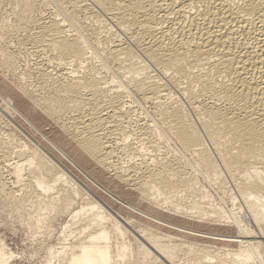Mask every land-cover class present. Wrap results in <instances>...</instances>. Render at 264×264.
I'll return each instance as SVG.
<instances>
[{
    "label": "bare ground",
    "instance_id": "obj_1",
    "mask_svg": "<svg viewBox=\"0 0 264 264\" xmlns=\"http://www.w3.org/2000/svg\"><path fill=\"white\" fill-rule=\"evenodd\" d=\"M44 1L54 9L48 17L37 9V0H0V12L2 5L10 4L16 18V22L0 21V68L18 76L10 81L15 88L5 92L15 90L27 107L31 101V107L44 109L46 118L61 129L53 135L58 144L48 139L55 154L116 199H130L137 207L131 212L144 227L143 243L133 260L125 238L128 226L117 212L118 217L90 196L71 177L75 174L66 173L70 168L63 167L65 172L50 158L54 154L49 157L31 140L15 142V133L1 132L0 164L9 167L13 185L8 189L1 165L0 203L22 209L23 214L25 210V221L35 225L36 233L52 213H68L69 221L78 224L70 243L64 228L60 247L50 249L48 264L54 260L56 264H180L172 258L177 252L185 254L181 264H258L264 249V0ZM14 40L18 51L11 50ZM23 42L47 65L46 70L39 68L43 72L39 71L38 89L29 87V75L22 68ZM146 60L169 78L171 87L161 75L150 73ZM110 81L117 83L118 90H112ZM127 96L140 107L154 101L155 112L146 116L156 124L140 123L139 114L133 117L136 111L126 108ZM0 98L34 127L30 114H23L15 101L12 104L1 92ZM149 132L167 136L179 151H189L190 158L185 157L189 165L209 184L225 189L226 171L261 236H252L240 219L226 215L227 210L210 198V191L199 185L196 174L188 175L179 165L175 150L162 159L153 156L160 145L142 141ZM136 135L142 144L134 147L130 140ZM64 146H69L70 154ZM136 156L141 158L131 163ZM109 188H117L120 195ZM179 193L200 197L192 207L203 202L207 222L217 227L222 222L234 224L238 235L194 229L206 222L201 214L189 213L179 224L165 220L169 205H183ZM79 197L85 201L79 199L76 206ZM9 257L0 246V264Z\"/></svg>",
    "mask_w": 264,
    "mask_h": 264
},
{
    "label": "rangeland",
    "instance_id": "obj_2",
    "mask_svg": "<svg viewBox=\"0 0 264 264\" xmlns=\"http://www.w3.org/2000/svg\"><path fill=\"white\" fill-rule=\"evenodd\" d=\"M87 1L91 2V0H87ZM38 2H39V4L40 3L41 4L38 5ZM52 2H53V0H52ZM6 4H4V6L2 5V7H1L0 21H3V20L8 19V20H10L12 22H16L15 15L12 13L13 12L12 6L10 4H7V5ZM46 4L48 6H46ZM46 4H45V1L44 0H41V1H38L37 0L36 6H37V9L40 8L42 11L44 10L43 11L44 16L48 17V16L52 15V12H54V9L47 2H46ZM42 6H44V7H42ZM107 23H108V25L109 24L111 25V23H109V22H107ZM113 31H116L115 30V27L113 28ZM10 38L13 39V37H9V39ZM122 39H123L124 42H129L128 39H127V37H123L122 36ZM16 43H17V41H15V43H14L15 45L12 44L11 50H13V49H14V51H18L19 50L18 49L19 48L18 47L19 44L18 43L16 44ZM130 44L132 45V47H133V49H134V51L136 52L137 55H142V53L140 52L141 50L138 49V47L134 46L133 43H131V42H130ZM22 46H23V49L26 47L25 49L27 50V51L26 50L25 51L23 50L22 52H20V54H22V55H20L21 56V59L23 60L22 61V64H23L22 65V68L23 69L25 68L23 71L26 72V73H28V75H29V76L27 75L29 77V84H30L29 87L32 88V89L33 88L34 89H38L37 88L39 86L38 84H40V82H41V78H40L41 75L39 74V71L40 72H43L41 70H46L47 69V67H46L47 65H46V63L41 62L42 61V57H38V55H36V56L35 55H32V53L30 52L31 51V49H30L31 46L28 43L27 44L24 43V45H22ZM30 55H31V57H30ZM25 58H27V59H25ZM142 58H143V55H142ZM25 60H27V62ZM37 63H38V65H37ZM146 63L150 67L148 69L149 71H151L150 73L152 75H154V76H157L158 75V77H160L161 73H160L159 69L157 67H154L147 60H146ZM39 64H40V67H39ZM42 65H43V67H42ZM34 67H35V69L37 71L36 70L34 71ZM1 69L2 68H0V92L3 93L6 96V98H8L10 101H12V104H15V102H16L17 105L15 104V106L19 110L21 108L20 111L23 114H25L26 116L28 114H30V116L28 115L27 117L30 118L29 119L30 121L32 120L31 121L32 123L34 121V123H33L34 124V127L31 126V124L29 122L25 121L26 120L25 118H21L22 116L20 114L18 115L15 112V109H14V111H12L13 108L10 109L6 105V103L0 98V107H1L0 108V111L2 113V115H1L2 117L0 116V130H1L0 133L1 132H2L1 134H3V133L6 134V132L8 134L9 133L10 134H12V133L14 134L15 133L17 135L16 136L14 134L16 136L15 142H18L21 139H23V140H27L28 139L27 142L29 140H31V141H29L30 144L35 145V146L37 145L36 147H38L39 149H41L49 157L50 156H53V154H54V156L56 155L57 156V157L55 156L56 158L54 156H53V158L52 157H50V158L53 159V161L58 162L59 164H57V165L59 167H61V169H63V167H64V169L66 167L67 168H70V169H67L66 168L67 170L65 169L67 172L64 169L63 170L66 173H68L69 176H71V174H73V175L75 174L76 177L75 176H71V177L73 179H75L74 180L75 182H77V183L80 182L79 185L83 189L87 190L86 192H88L90 194V196H92L93 198L97 199V201H99V199H100L99 202L100 203L102 202L101 204L104 203L103 205H105L106 208H108L116 216H117V214L120 215L119 216L120 217L119 218L120 220L122 218L125 219V220H123V219L121 220L122 223L125 221L123 223V225H127L128 226V228L126 230L125 238H126V241H127L128 245H129L130 250H132V252H133L131 259L135 260V258H136V249H138L142 245V243H143V237H144V227H143V225H141V222L139 220H137V217L133 216L134 215V212H131L134 209H135L134 211H136V209H137V207L135 206L136 204L131 203L132 201L130 199H126V198H124V199L122 198L126 202L123 201L121 198L120 199L119 198L116 199L117 196L113 195L112 193L106 192V191L100 189L99 187L93 185V183L89 180V178L87 176H85L81 172L79 173V171L75 167H73L65 158H64L65 159L64 160L63 157L60 154H58V152H56V154H55V150L56 149L48 142V139L54 140L53 142H55V143L58 144V141L56 139V136H53V135H56L58 133H61L60 127L57 124H55L54 121L52 122L49 118H46L47 115H46L45 111H43L44 109L41 108L42 109L41 110L40 107H37V106H35V107L32 106L31 107V105H32L31 104L32 103L31 101H30V104L28 105L29 107H27L24 103H21L20 101L22 100V98L19 95L16 94L15 90H12L14 92H10V94L9 93H6L5 92V89L15 88L11 84V82H13L15 79H17L18 76L16 77L13 74L11 75L10 72L4 70V68L2 70ZM31 73H32V75H30ZM104 74H105V76H107V73H103V75ZM4 76H5V78H4ZM160 78L163 79V81H164L163 83H165L168 87H171V84L169 86V83L170 82H169V78L168 77H166V76L165 77H162V75H161ZM8 80H9V82H8ZM109 83H111V84H109V86L113 87L112 88L113 91L114 90L116 91V89L118 90V88H116L117 83H115L116 85L114 84V82H111V81ZM125 99H126V97H125ZM129 99H131L132 101L129 100ZM126 102H127L126 108H129L128 106H131L132 107V110L134 109L132 112H135L136 111L135 112L136 114L135 113H132V115L135 118H137L139 116L138 118L140 120V123H142V124H145L146 123L147 125L152 124L151 126H153L154 123L156 124V122L154 120H152V117H150V115L152 113H154L155 110H156L155 109V102L154 101H151V102L150 101H147V102L144 103V105H142V107H140L141 105H139L138 103L135 104L134 99H132L131 97H128L127 96ZM131 102H132V104H131ZM133 103H134V107L135 108L133 107ZM23 105H25V107ZM38 108H39V110H38ZM2 109H3L4 112L2 111ZM145 110H147V111H145ZM26 111H27V113H25ZM41 111H43V112H41ZM5 112H7V114ZM12 112H14L15 114L12 113ZM149 113H150V115L149 116H146ZM31 116H33V118ZM37 117L40 118L39 120L42 119V122L39 121ZM42 117H44L46 119H44ZM140 117H141V119H140ZM156 119L158 120V116L156 117ZM43 120H45V121H43ZM36 121H37V123H36ZM15 122H16V124H15ZM20 122H22V123H20ZM158 122H159V120H158ZM37 124L38 125L41 124L42 125V126L40 125L41 128L44 126L43 128H45V129H43V128L40 129V126H38ZM48 124H49V126H48ZM50 124H51V126L54 124L52 126V127H54L53 128L54 131L53 130L48 131L49 129H52V127L50 126ZM24 126H26V127H24ZM46 127H47V130H46ZM25 128L28 129V130H26ZM29 128H31V129H29ZM33 128H37L38 130H35ZM31 131H32V133H31ZM45 131H48V132L46 133ZM28 132H29V134H28ZM39 132H42V133L40 134ZM52 132H53V134H51ZM22 133H23V135H22ZM42 134H44V135H42ZM31 135L33 136L34 139L31 137ZM45 135H47V136H45ZM136 136L137 137L132 136L133 139L130 140V142L133 143V146L134 147H137L140 144H142L141 143L142 141L144 143L146 141H149V140H151L152 143L159 142V145L161 147V151L159 150L160 147H159V149L156 147V151L157 152H155L156 154H153V156L158 157L159 159H162L163 156L165 157L166 154L168 155L169 152L171 154H172V152L174 153V150H175L176 151V154L178 153L177 156H178V158H180V161H181L179 165L182 164L181 166L184 167V169L188 173V175L192 176V174L193 175L196 174V177L198 178V181H199V185L203 186L206 191H208V190L210 191L209 192L210 198H212L220 206V208H222L223 211L227 210V212H226L227 214L226 215H232V216L235 215V217H237L238 220L240 219L239 221H241L242 225H244V226L246 225L247 227H249L252 230V236H255V237L256 236H258V237L261 236L260 230H258L259 227H257V225H255L256 223L254 222V220H252V217H251L250 213L248 212L245 204L242 203L243 201H240L241 199H240L239 195L236 194V191L234 192V188H233V185H232V180H230L231 178H229L230 176H229V174L226 171H224V173H223V175H224L223 178L226 177L225 178V183H226L225 186H226V188L225 189H222L221 187H218L217 185L209 184V182L204 179L203 173L198 172L196 169H194L193 166H191V164L189 165V162L186 159L187 158H190L191 153L189 151L188 152L187 151H185V152L179 151L180 150V147H178V145L174 141H172L171 139L166 138L167 136H165V137H158V136H156L155 137V134H153L152 132H149V136H150L149 138L150 139L148 138L147 140H142L139 135H136ZM25 137H28V138H25ZM18 138H19V140H18ZM45 138H47V139H45ZM159 138H160V141H159ZM163 138H165L164 139L165 141L163 140ZM35 140H37V141H35ZM38 143H40V145ZM162 143H163V145H161ZM43 144H44V146H43ZM46 144H48V145H46ZM64 147L65 148H63V147L62 148H63V150H65V152L67 151V149L69 150V148H68L69 146L68 147L64 146ZM51 149H53L54 152ZM169 149H171V151ZM164 150H166V151H164ZM0 153H1L0 154V157L3 158L2 151H0ZM67 153L70 154L69 151H67ZM161 153H162V155L160 156ZM117 155L119 156V152H116L115 156H117ZM115 156L113 157V159L116 158ZM149 157H152V156L149 155ZM185 157H187V158H185ZM54 158H55V160H54ZM134 158H136V159H134ZM134 158H133V161L131 163H135V162L139 161V159L141 157L140 156L139 157L136 156ZM181 158H182V160H181ZM57 159L60 160V161H58ZM116 160H117V158H116ZM61 161H62V163L60 164ZM8 162L13 163L12 161H8ZM8 162H7V165H8ZM11 163H9V166H10ZM4 164H6V163H4ZM4 164L1 163L0 166L2 165L1 167H2V170H3V174H4L3 176H4V179H5L6 183H7L8 189L9 188L11 189L12 188V185H13V181H11V178H9V176H10L9 175L10 172L8 170L9 167L8 166H6L7 168L6 167H3ZM63 164H65V165H63ZM69 166H71L72 168L69 167ZM194 171H197L198 173L197 172H194ZM79 174L82 175V176H80ZM83 175H84V178H83ZM106 176L108 177V176H110V174H107ZM80 177L82 179H80ZM110 177H112V176H110ZM82 182H83V184H82ZM114 189H115V191H114ZM109 190L111 192H113L114 194L116 193V195H120V194H118L119 192H117L118 191L117 188H111V189L109 188ZM232 193L236 196L235 199L233 198L234 195ZM179 196L183 197V201H182L183 202V205L182 206L176 205V206H172V207H170V205H169L168 208H169L170 212L168 214L166 213V217L164 218L165 220H168V221L172 222L173 224H179L180 220L183 217L187 216V214H189V213L193 214L194 216L201 214V215H204L202 217V220L203 221H206L205 223L208 226H206V224L204 222H201L202 227L200 225H197V227L196 226H193L194 229H197V230H200L201 229L200 231H203V232L206 231L208 233H213L215 231L214 233L222 234L223 236L224 235H228L229 233H230L229 234L230 236L231 235L232 236L233 235H238L237 234L238 233L237 227L234 224H231L229 222H225V223L222 222L217 227V224H215V223H211L210 224L209 222H207V218H208L209 215L204 210L205 204L203 202H198L197 205H195L194 207H192L193 201L195 199H197V198H200V197H194L193 195H182L181 193H179ZM78 200L79 201H82V202L85 201V200H83L82 198L79 197L77 199V202L78 203L76 204V206H79V204H81V203H79ZM202 200H204V199H201V201ZM166 205L167 204H163V206H166ZM244 206H245V208H244ZM131 207H135V208H132L130 210ZM236 207L237 208L239 207V208L237 209ZM28 208L29 207H27V209ZM233 208H236V209H233ZM231 211H233V212H231ZM235 211H236L237 214H234ZM44 212H46V211H44ZM116 212H117V214H116ZM25 214H26L25 210H24V214H23V210L22 209H18L16 207H12V208L11 207H5V206H3L0 203V246L3 247L8 252V257L10 256L9 257V261L6 264H48V260L50 259V249L52 247H53V249L54 248H57L58 249L60 247V241H62L60 236L63 235L62 234V231L64 230V228L66 226H67V228L65 229V234L67 235L68 241H69V243L71 241H73V235H71V231H75L76 228L78 227V224H76L74 221H69L70 216L68 215V213H52L51 217L44 223L43 228L38 233H36L35 225H30V224H28L25 221L26 220V218L24 217ZM224 226H226V227H224ZM43 232H45V233H43ZM187 240L188 241L190 240V242L191 241H194L195 242V240L193 238H190V239L187 238ZM197 241H199L201 243H205V244L210 243V242H207L206 240H203V241L197 240ZM260 257H261L260 258L261 260L258 261V264H264V249H262V253H261V256ZM172 258H173L174 261H176V262L178 261L181 264L184 261V259H185V254H184V252L173 253L172 254ZM55 261L56 260L53 261L54 264H56Z\"/></svg>",
    "mask_w": 264,
    "mask_h": 264
}]
</instances>
